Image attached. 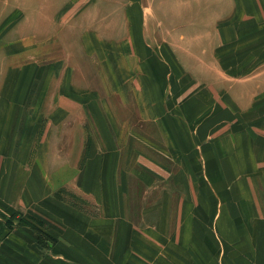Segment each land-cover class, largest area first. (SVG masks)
Instances as JSON below:
<instances>
[{"label": "crops", "instance_id": "0c3cea01", "mask_svg": "<svg viewBox=\"0 0 264 264\" xmlns=\"http://www.w3.org/2000/svg\"><path fill=\"white\" fill-rule=\"evenodd\" d=\"M151 1L0 24V264H264V0Z\"/></svg>", "mask_w": 264, "mask_h": 264}, {"label": "rangeland", "instance_id": "374dc122", "mask_svg": "<svg viewBox=\"0 0 264 264\" xmlns=\"http://www.w3.org/2000/svg\"><path fill=\"white\" fill-rule=\"evenodd\" d=\"M152 2L153 0L150 3ZM187 2L193 4L194 0H187ZM116 3L129 9L145 7L147 0H56V2L54 0H0V24L16 26L20 23L17 27L20 30L25 27L33 30L37 27L49 29L52 25L57 37L61 38L65 35L64 30L67 28L69 30L75 28L73 30L81 32L84 27L97 24L99 7L113 9ZM52 5L55 6V16L54 13L53 16L41 15L40 10L43 13H50ZM51 18L56 19L58 25L52 23Z\"/></svg>", "mask_w": 264, "mask_h": 264}, {"label": "trees", "instance_id": "16d2710c", "mask_svg": "<svg viewBox=\"0 0 264 264\" xmlns=\"http://www.w3.org/2000/svg\"><path fill=\"white\" fill-rule=\"evenodd\" d=\"M20 224H24L23 221H22ZM37 229H38V228H37ZM38 230H39V229H38ZM39 231H40L42 234H44L43 231H41V230H39Z\"/></svg>", "mask_w": 264, "mask_h": 264}]
</instances>
